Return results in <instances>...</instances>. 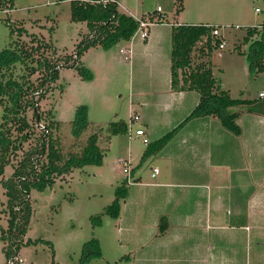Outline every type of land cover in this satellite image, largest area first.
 I'll use <instances>...</instances> for the list:
<instances>
[{"label":"rangeland","instance_id":"1","mask_svg":"<svg viewBox=\"0 0 264 264\" xmlns=\"http://www.w3.org/2000/svg\"><path fill=\"white\" fill-rule=\"evenodd\" d=\"M120 1L125 12L130 11L137 19L146 14H154L160 7L162 12L156 19L166 15L170 22L177 19L185 25L200 26L208 23L219 27L224 36L221 41H225L227 46L223 50L214 49L206 58H198L202 55L194 51L193 60L204 61L205 68L210 69L216 85L232 98L264 101V98L262 100L258 97L259 92L264 94V72H250L245 55L250 43L243 42L245 32L264 21V0H182L179 13L177 0ZM256 9L259 12H255ZM16 24L25 30L21 35L27 49L37 44L40 46L36 58L42 56L59 66L55 67L58 72L55 82L48 85L44 81L43 89L40 86L44 76L35 75L32 78L34 85L40 90L33 96V101L43 96L38 105L40 112L52 109L54 119L60 123L47 133L55 147L60 150L63 159L71 154L79 156L87 139L95 134L97 146L104 156L101 165L74 169L64 176L55 177L51 187L31 190V215L27 232L14 241L15 245H19V250L10 264H132L135 252L127 243H121L129 242L128 234L118 230V218L104 213L113 203L117 188L125 184L127 191L131 189H128L130 179H126L130 174L129 168L136 167V175H143L142 183H152L149 169L156 164L149 158L142 159V153L146 149L142 142L130 143L128 134L127 137L111 136L108 131L111 123L124 122L128 126L130 121V90L134 77L128 56L119 54L122 44L108 49L90 47L81 50L77 61L74 56L79 43L89 40L91 33L86 23L71 21L69 1L13 0L11 10L0 11V52L9 49L16 38L10 35L11 28L19 27ZM237 47L244 55L238 53ZM73 62L75 66L90 67L92 78L82 79L76 68L63 67ZM20 69L23 67L16 66L13 78L22 73ZM80 106L86 107L88 127L78 138H74L71 128ZM133 108L137 110V106L134 105ZM2 114L0 105V121ZM45 117L47 116H43L45 120L37 123L31 118V112L28 114L29 121L34 125L33 135L22 144L15 163L22 159L23 152L38 146L39 137L49 125V119ZM137 125L131 127L132 136ZM129 155H133V158ZM119 160L130 163L123 167ZM159 167L164 169L165 165L160 162ZM124 168L129 174L124 173ZM11 174L12 170L7 167L0 182L8 180ZM151 191V188L144 187L138 195H149ZM125 199L120 203V210L123 209L124 201H127ZM7 204L8 198L0 183V264H8L5 251L11 243V237L1 234L2 230L3 233L6 232L9 220ZM144 214L140 217L131 216L124 227L133 231L139 221L143 220ZM97 216L98 220L95 218ZM225 226L228 228L232 224ZM234 231L237 235L241 234L237 229ZM2 236L6 242L2 241ZM93 240L97 241V250L90 249L89 252L98 251L99 255L92 253L84 258L83 248ZM233 245L239 248L240 239L234 240ZM255 245L256 242L252 241V247ZM167 252L162 255H166L164 258L169 262L162 264H187L186 256L179 250ZM159 253L162 252L149 251L141 259H148V256L162 259Z\"/></svg>","mask_w":264,"mask_h":264},{"label":"crops","instance_id":"2","mask_svg":"<svg viewBox=\"0 0 264 264\" xmlns=\"http://www.w3.org/2000/svg\"><path fill=\"white\" fill-rule=\"evenodd\" d=\"M115 2L119 13L133 17L120 0ZM154 12L156 18L162 10ZM164 16V21L148 28L144 41L135 37L118 44L119 54L128 56L133 69L130 112L140 117L136 124L145 131L146 147L180 126L199 98L195 91L171 90V31L185 24ZM236 123L239 135L226 131L215 117L184 123L163 148L144 158L156 162L149 169L152 183H142L143 175H136V167L129 168L126 179L131 189L120 210L118 230L128 234L129 242L121 243L135 252L132 264L169 262L162 254L172 250L183 253L187 264H264V116L243 111ZM133 141L142 142L130 135L128 142ZM153 169L158 170L154 177ZM144 187L151 188V194L139 196ZM143 213L133 231L124 227L131 216ZM163 218L166 229L160 234ZM238 238L239 248L233 245ZM149 251L162 252V259H141Z\"/></svg>","mask_w":264,"mask_h":264},{"label":"trees","instance_id":"3","mask_svg":"<svg viewBox=\"0 0 264 264\" xmlns=\"http://www.w3.org/2000/svg\"><path fill=\"white\" fill-rule=\"evenodd\" d=\"M69 1L70 19L75 23H86L90 31L89 40L79 43L77 57L79 59L81 50L90 47L100 46L108 49L120 43H128L138 29V21L129 15L119 13L115 0H59ZM13 0H0V11L11 10ZM182 7V0H177V13ZM139 20L157 21L153 14L143 16ZM158 22V21H157ZM18 25V24H16ZM11 28L10 35H14V40L10 48L0 52V105L2 107V118L0 121V177L5 174V169L10 167L11 177L8 180H1V186L5 189V196L8 198V215L6 232L2 235L11 237V243L6 248V259L10 260L17 254L19 245H15L18 236H24L27 232L30 210L31 190H44L51 187L54 178L64 176L74 169H82L88 165H101L104 154L97 146V136L91 135L79 156L69 155L63 159L60 150L50 138L48 131L52 127L59 126V122L54 119L53 110L44 112L39 110V102L43 99L33 101V96L37 95L38 87L34 85L32 79L35 75L43 78L40 88H44V81L48 85L55 82L57 78V64H53L46 58L39 56L36 58L40 46L27 49L22 38L25 30L21 25ZM212 25H180L172 28L171 31V51H170V76L171 90L174 92L195 91L198 93V104L192 110L185 121L174 130L166 133L158 140L147 145L142 159L158 152L168 143L177 130L189 120L197 118L215 117L220 125L228 132L239 135L241 130L236 121L240 112L246 111L264 116V101H250L246 99H234L226 91L216 85V81L210 72L205 68V62H195L193 53L197 51L198 58L210 56L214 49L222 42L221 36H213ZM21 41H19V40ZM33 40V39H32ZM244 43H250V48L246 55V61L250 72H264V21L257 27L249 28L243 37ZM34 45L33 43H31ZM200 44V46H197ZM239 50V54L244 55ZM16 66L23 67L21 74L12 77ZM63 67L76 68L82 79H91V72L75 62ZM20 72V71H19ZM38 80V78H34ZM50 84V85H51ZM48 89V88H47ZM264 95V94H263ZM240 109V111H238ZM242 109V110H241ZM31 118L37 123L43 119H49L48 126L44 134L39 137V144L33 149L23 152L22 159L14 162L18 152L22 150V144L33 135L32 126L28 119ZM109 133L113 135L127 134V124L124 122L111 123ZM88 127L86 119V107L77 108L75 121L72 123L71 132L74 138H78ZM127 182V181H126ZM128 191L125 184L117 188L113 203L104 211L111 217L118 218L120 214V203L127 197ZM97 220L99 217H95ZM166 229V221L162 219L159 224V233ZM6 242L5 237H1ZM97 250V241L87 243L83 248L84 258L89 254L99 255L98 251L90 253L89 250ZM87 256V257H85Z\"/></svg>","mask_w":264,"mask_h":264},{"label":"built area","instance_id":"4","mask_svg":"<svg viewBox=\"0 0 264 264\" xmlns=\"http://www.w3.org/2000/svg\"><path fill=\"white\" fill-rule=\"evenodd\" d=\"M102 3H103V4H106L107 1L103 0ZM156 12H158V13L161 12L160 7L157 8ZM255 12H259V10L256 9ZM164 17H165V16H160V18L157 19V21H158V22H162V21H164ZM137 21H138V23H139V25H138V29H137V31L134 33V35L132 36L131 39H133V38H135V37H138L140 40L144 41V40L147 39V37H148V31H147L148 28H149L150 26H152L153 24H156V23H158V22H157V21L139 20V19H137ZM212 35H213V36H220V29H219V27H216V26H215V27L212 29ZM226 46H227L226 42L222 41V42L218 45V49H219V50H223ZM121 52H122V51H121ZM263 96H264L263 93H261V94H260V97H263ZM132 113H133V112H132ZM132 113H131V116H130L129 124H128V126H127V129H128L127 133L129 134V136L132 134V128H131V127H132L134 124L139 123V121H140V117H139V115H137V114H132ZM134 136L140 138V139L142 140V143H143V144H145V145L148 144V139L146 138V134H145V131H144L143 129H138V128H137V129L134 131ZM119 163H122V164H123V167H126L127 165H129L130 162L127 163V162H123V161L119 160ZM127 171H128V170H126V169L124 168V173H128V174H129L130 171H129V172H127ZM157 173H158V170H157V169H153L152 177H154Z\"/></svg>","mask_w":264,"mask_h":264},{"label":"flooded vegetation","instance_id":"5","mask_svg":"<svg viewBox=\"0 0 264 264\" xmlns=\"http://www.w3.org/2000/svg\"><path fill=\"white\" fill-rule=\"evenodd\" d=\"M14 258H16V254H14L13 257L10 260H7L8 261V264H10L11 263V260L14 259Z\"/></svg>","mask_w":264,"mask_h":264}]
</instances>
